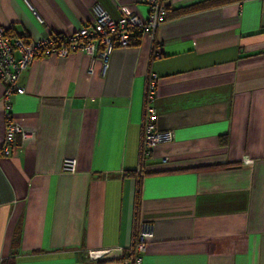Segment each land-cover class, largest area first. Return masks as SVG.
<instances>
[{
  "label": "crops",
  "instance_id": "crops-1",
  "mask_svg": "<svg viewBox=\"0 0 264 264\" xmlns=\"http://www.w3.org/2000/svg\"><path fill=\"white\" fill-rule=\"evenodd\" d=\"M203 1H162L165 21L112 49L104 75L83 52L21 74L11 112L23 132L0 158V264H93L89 251L119 261L141 222L152 226L141 264H264V0L173 16ZM97 4L113 19L148 10L145 0H0V27L28 40L67 34ZM152 74L156 126L173 139L140 160ZM127 171L142 175L136 218Z\"/></svg>",
  "mask_w": 264,
  "mask_h": 264
},
{
  "label": "built area",
  "instance_id": "built-area-1",
  "mask_svg": "<svg viewBox=\"0 0 264 264\" xmlns=\"http://www.w3.org/2000/svg\"><path fill=\"white\" fill-rule=\"evenodd\" d=\"M148 10L145 18L137 14H123L113 19L98 4L93 6V21L82 25L67 34H49L35 40H28L20 36L9 37L0 27V82L4 86V118L5 129L0 145V158L11 155L15 145V135L21 134L23 129L11 112V97L22 94L24 89L19 84L21 74L37 58L66 57L74 52H83L90 57L89 71L94 61L101 64V73L108 67V57L115 47H128L134 39L153 36L155 30L165 21V9L159 0H145ZM159 52H155L157 55ZM156 95V75L147 78L144 95V118L142 123L140 155L147 158L152 149L159 144L168 143L173 139L171 130L158 129L156 126V111L154 100ZM243 163L251 160L243 157ZM62 170L75 171V161L64 159ZM152 237V226L141 222L138 225L133 253L122 261L123 264H141V253L149 238ZM128 252L131 251L129 248ZM101 251H89L84 254L89 260L96 261L103 256L90 258V254ZM131 253V252H130Z\"/></svg>",
  "mask_w": 264,
  "mask_h": 264
},
{
  "label": "trees",
  "instance_id": "trees-1",
  "mask_svg": "<svg viewBox=\"0 0 264 264\" xmlns=\"http://www.w3.org/2000/svg\"><path fill=\"white\" fill-rule=\"evenodd\" d=\"M159 1L162 2L164 0H159ZM227 1H229V0H205V1L200 2V3H196V4H192L190 6H187V7L176 9L172 13H173V16L177 17V16H180V15H184V14H187V13L194 12V11H199V10L207 9V8H210V7H214V6L220 5L222 3H225ZM164 9H165V12H166V7L165 6H164ZM4 33H5L6 36H9V37L20 36V37H23V38L26 39V37L23 36V35H16L12 31L11 28L4 29ZM220 140H221V143H224L226 141V137L225 136H221ZM140 160H142L141 159V155H140ZM141 164H142V162H140V165ZM228 165H230V164H228ZM220 167H228V166L223 165V166H220ZM125 175H131V176L134 175L136 177V185H135V193H134V217L136 218L137 214H138L139 203H140V188H141V177H142V175H140V173L137 174L136 172H130V171L125 172ZM136 233H137V231L135 230L134 234H133L132 244L130 246L131 251L128 252L126 250L125 253L123 254V256L120 257L119 261L122 262L123 260L128 258L133 253V251H132L133 249L132 248H133V245H134V242H135V239H136ZM106 263H108V260H106L105 258L102 257L100 259H97L93 264H106ZM1 264H5V263L2 261Z\"/></svg>",
  "mask_w": 264,
  "mask_h": 264
},
{
  "label": "bare ground",
  "instance_id": "bare-ground-1",
  "mask_svg": "<svg viewBox=\"0 0 264 264\" xmlns=\"http://www.w3.org/2000/svg\"><path fill=\"white\" fill-rule=\"evenodd\" d=\"M99 254H102L101 252H99V253H92V254H90L89 256H90V258H96V256H98Z\"/></svg>",
  "mask_w": 264,
  "mask_h": 264
},
{
  "label": "water",
  "instance_id": "water-1",
  "mask_svg": "<svg viewBox=\"0 0 264 264\" xmlns=\"http://www.w3.org/2000/svg\"><path fill=\"white\" fill-rule=\"evenodd\" d=\"M106 264H123V263L120 262V261H115V262H108V263H106Z\"/></svg>",
  "mask_w": 264,
  "mask_h": 264
}]
</instances>
